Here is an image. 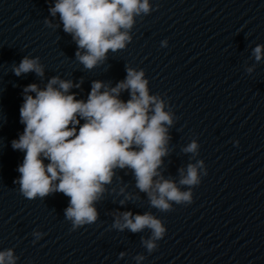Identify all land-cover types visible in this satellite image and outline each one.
<instances>
[{"label": "clouds", "instance_id": "obj_1", "mask_svg": "<svg viewBox=\"0 0 264 264\" xmlns=\"http://www.w3.org/2000/svg\"><path fill=\"white\" fill-rule=\"evenodd\" d=\"M152 11L150 0H54L49 8L50 15L59 16L63 31L77 45L76 60L89 71L107 61L109 51L124 50L132 41L137 18L143 19ZM45 24L59 27L47 19ZM167 44L166 39L161 42L162 47ZM251 55L257 63L264 60V44H257ZM254 69L255 64L246 72L251 74ZM125 70L126 77L114 87L92 81L86 100L77 99L70 91L79 88L80 83L59 75L52 76L43 89L31 83L23 90L19 112L24 129L11 145L23 152L24 158L13 183L28 200L56 193L68 197L64 217L71 223V231L97 221L95 205L104 198L106 186L118 171L130 172L136 189L146 195L150 207L163 213L173 211L174 204H191L192 189L207 175L203 160L179 169L178 182L162 175V158L169 154L173 113L165 110L166 102L159 94H150L143 69L126 66ZM12 72L17 77L35 73L43 78L45 66L38 56L26 55L12 66ZM125 91L130 97L127 101L121 99ZM199 148L192 140L182 151L196 156ZM112 227L133 234L147 229L150 236L141 237V244L149 254L158 248L157 242L167 231L164 221L151 212H119ZM33 236L39 240L42 233L34 231ZM18 259L12 248L0 250V264H17ZM134 259L139 264L145 256Z\"/></svg>", "mask_w": 264, "mask_h": 264}]
</instances>
